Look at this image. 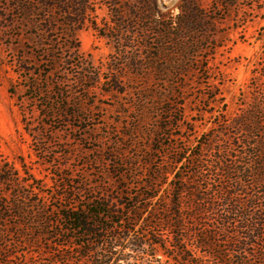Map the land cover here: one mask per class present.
Wrapping results in <instances>:
<instances>
[{
    "label": "rangeland",
    "instance_id": "1",
    "mask_svg": "<svg viewBox=\"0 0 264 264\" xmlns=\"http://www.w3.org/2000/svg\"><path fill=\"white\" fill-rule=\"evenodd\" d=\"M156 1L161 15H179L181 0ZM91 3L84 24L75 31L79 54H73L72 66L63 64L55 70L50 83L56 92L62 90L70 95L82 89L76 85L81 74L91 73L99 79L96 83H85L90 92L78 117L70 116L74 110L70 101L65 104L69 116L48 121L44 129L40 126L43 116L37 105L25 96L28 82L39 79L41 73L49 70L39 56L36 28L20 20L16 28H11L6 20L9 16L5 12L6 3L0 0V204H5L6 200L20 201L26 207V218L40 215L43 210H55L60 204L57 198L75 195L81 190L87 191L89 196L93 193L99 199L119 201L133 208L137 197L154 193L144 185L151 183L150 175L161 167L173 171L161 177V182L166 180L167 183L155 201L164 198L158 202L163 209L171 198L168 185L174 175L178 173V176L192 179L196 169L189 164L180 168L182 164L170 163L182 153L187 157L203 153V172L207 179L203 188L209 187L219 177L209 170L215 154L203 148L213 143V137L224 128L225 114L234 117L241 113L245 103L251 105L252 96L264 101L260 96L264 82L258 88L261 90L253 91L249 99L243 94L253 84L255 76L264 77V0H237L232 7L220 11H215L214 0H200V9L210 17V27L197 33L199 49L191 57L156 61L158 65L172 63L189 68L185 76L168 82H156L150 77L136 80L127 70L132 63L147 61L148 53L137 37L145 32L153 43L161 30L148 23H137L124 11V8L138 5L136 1H118L123 15L118 26L112 17L110 0H91ZM59 21L60 24L64 22L60 17ZM145 27H149L147 32L143 31ZM58 32L54 39L58 47L66 51L67 37L62 30ZM119 32L120 37H115ZM21 58L27 61L26 70L20 66ZM18 81L22 86L14 88L12 91L16 93L12 94L11 86ZM215 94H222L218 106L213 102ZM60 102L57 96H52L50 105L58 107ZM170 109L172 114H166ZM25 115L28 129L33 133L41 131L38 138L27 132ZM137 162L140 169L123 164ZM122 192L127 194L122 196ZM144 204L141 200V205ZM150 212L144 214L129 235L145 243L142 247L145 256L136 264H175L169 262L162 251L156 255L160 263L154 258L156 253L150 249L148 240L161 234L162 228L147 226L145 220ZM163 216L161 212L157 217ZM149 218V222L158 224V218ZM19 223L17 217L0 220V247L18 255L9 262L1 256L0 264H17L18 259L19 264H26L20 260L23 251L28 252L27 264H47L49 256L41 255L48 249L47 242L42 238L36 247L28 250L21 238L22 229L15 226ZM123 227L131 226L120 224L117 230L120 235L124 234ZM224 240L219 238L222 257L215 262L239 263L242 259L226 251ZM258 245L264 243L258 242ZM53 250L57 251V264L83 263L77 251L67 249L66 254L71 257L68 263L61 259L59 249ZM259 258L260 254L258 259L251 257L247 261L262 264Z\"/></svg>",
    "mask_w": 264,
    "mask_h": 264
},
{
    "label": "trees",
    "instance_id": "2",
    "mask_svg": "<svg viewBox=\"0 0 264 264\" xmlns=\"http://www.w3.org/2000/svg\"><path fill=\"white\" fill-rule=\"evenodd\" d=\"M118 1L110 0L116 26L121 25L123 18ZM133 1L138 5L124 8V11L137 23H148L161 30L155 35L153 43H150L145 32L137 37L141 40L140 46L148 53L147 61L132 63L127 70H130L136 80H148L150 77L156 82H168L169 79L185 76L189 68L184 65L172 63L158 65L156 61L167 60L170 57L185 59L199 49L196 42L197 33L204 29L208 30L211 24L208 20L210 17L200 9V0H181L178 7L180 13L176 16L161 15L156 0ZM214 1L215 11H220L224 7H232L237 0ZM4 2L5 12L9 15L6 20L11 28H16L19 20L27 26L36 28L39 56L49 67V70L41 73V76L46 73L42 78L40 76L39 79H32L25 87L26 98L37 105V110L43 116L40 126L46 129L48 121L58 120L60 116L68 117V107L65 104L68 105L70 101L73 102L71 106L74 108L70 116L78 117L90 92V87L85 83L87 81L96 83L99 78L91 73H80L76 85L82 89L66 95L62 90L55 91V87L50 83V77L61 65L72 66L73 54H79L80 44L75 37V31L84 24L87 10L92 4L91 0H4ZM59 17L63 18V24H60ZM147 29L149 27H145L143 31L147 32ZM61 30L67 37L66 51L62 46L58 47L54 39V34ZM115 37L119 38L120 32ZM19 63L23 67L22 70H26L27 61L21 58ZM263 78L255 76L252 79L253 84L243 93L246 100L253 91L261 90L258 88L262 86ZM20 86L22 83L16 82L11 86V93H16L12 90ZM221 95L215 94L213 99L215 106H218ZM52 96H57L61 100L58 107L50 105ZM260 96L264 99V90ZM252 97L251 105L245 103L246 107L241 113L234 117L225 114L227 119L223 121L224 128L212 139L216 146L209 143L203 148L215 154L209 170L216 172L219 177L209 187L203 188V183L207 181L203 172L205 164L202 161L203 153L189 157L182 153L170 163L175 166L182 164L180 168L189 164L196 169L192 172V179L178 176V173L174 175V180L168 185L171 198L168 206L163 209L159 208L158 202L164 198L160 197L158 202L155 201L162 186L167 183L166 180L161 182V177L168 176L173 171L163 170L161 167L159 171H153L150 175L151 183L144 185L145 189L154 193L140 195L134 207L130 209L125 203L99 199L93 193L89 196L87 191L81 190L75 195L66 194L61 197L62 199L57 198L60 204L55 210H43L40 215L27 218L26 207L20 201L6 200L5 204H0V220H5L9 216L20 220L15 226L22 229L21 238L28 250L36 247L39 240L44 238L48 249L46 253L42 251L41 255L49 256L47 264H57L59 261L57 251L53 248L59 249L61 259L68 263L71 262V257L66 254L67 249L77 251L83 259L82 264L141 262L145 256L142 250L145 243L140 238L136 236L130 238L129 235L149 210H151L149 217H154L155 220L161 212L165 215L158 218L157 225L149 222V217L145 220L149 227L159 225L162 228L161 234L155 233L158 239L154 236L148 240L150 249L156 253L154 258L159 263L161 259H157L156 255L162 251L168 261L175 264H221L215 261L222 257L223 248L219 238H223L225 239L223 244L227 247L225 250L242 259L237 264H249L247 259L251 257L258 259L259 254L261 257L259 259L264 264V245H258V242L264 243V101ZM172 111L167 110L166 114H172ZM24 122L27 132L38 138L41 131L33 133L32 129H28L26 115ZM167 127L170 128L168 125ZM123 164H128L134 169L141 168L139 162ZM242 177L248 181L244 182ZM123 194L127 193L122 192V196ZM129 196L131 197L130 194ZM141 200L146 204L141 205ZM126 215L131 218L124 219L123 216ZM116 219L118 220L115 221ZM127 223L131 227H123V235L117 233L119 225ZM30 226L36 227L33 229ZM108 234L109 237L106 236ZM0 250L4 252L0 253V257L5 256L7 262L18 256L6 252L2 247ZM22 253L24 258L21 256L18 258L22 263H29L28 252ZM223 264H226V261H223Z\"/></svg>",
    "mask_w": 264,
    "mask_h": 264
}]
</instances>
